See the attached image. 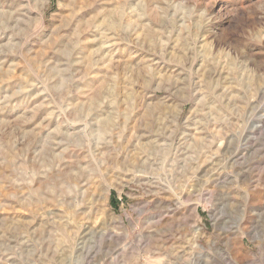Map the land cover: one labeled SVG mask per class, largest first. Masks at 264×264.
<instances>
[{"label":"rangeland","instance_id":"1","mask_svg":"<svg viewBox=\"0 0 264 264\" xmlns=\"http://www.w3.org/2000/svg\"><path fill=\"white\" fill-rule=\"evenodd\" d=\"M0 264H264V0H0Z\"/></svg>","mask_w":264,"mask_h":264}]
</instances>
